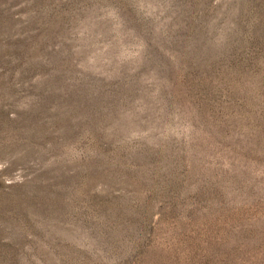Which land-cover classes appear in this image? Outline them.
I'll return each instance as SVG.
<instances>
[{"label":"rangeland","instance_id":"rangeland-1","mask_svg":"<svg viewBox=\"0 0 264 264\" xmlns=\"http://www.w3.org/2000/svg\"><path fill=\"white\" fill-rule=\"evenodd\" d=\"M0 264H264V0H0Z\"/></svg>","mask_w":264,"mask_h":264}]
</instances>
